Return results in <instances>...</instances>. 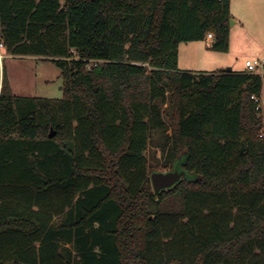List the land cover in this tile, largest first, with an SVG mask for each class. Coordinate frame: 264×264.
I'll return each instance as SVG.
<instances>
[{"label":"trees","instance_id":"obj_1","mask_svg":"<svg viewBox=\"0 0 264 264\" xmlns=\"http://www.w3.org/2000/svg\"><path fill=\"white\" fill-rule=\"evenodd\" d=\"M230 20V0H0L4 50L62 79L48 99L2 78L0 264H264L261 77L177 67L207 33L227 52ZM149 148L194 177L154 194Z\"/></svg>","mask_w":264,"mask_h":264},{"label":"rangeland","instance_id":"obj_2","mask_svg":"<svg viewBox=\"0 0 264 264\" xmlns=\"http://www.w3.org/2000/svg\"><path fill=\"white\" fill-rule=\"evenodd\" d=\"M232 2L231 20L238 22L232 28L230 27L232 33L229 36L228 50L224 53L211 51L212 57L216 59L212 61L210 58L208 60L203 58L204 51L202 50L204 49H200L194 60L197 73H211L219 69L215 65L217 59L224 65L221 66L223 70L230 68L234 72H246L245 61H264V0H232ZM188 46H190L189 43ZM1 54L3 58L0 65V89L2 78L5 76L14 96L62 98L60 70L54 65L35 57H13L4 48L1 50ZM185 69L190 70L189 68ZM256 73L262 80L259 107L264 125V67H260ZM153 150L149 148L146 154L149 164L154 165L155 172H166L162 168L159 152L157 151L156 159L151 157ZM183 160L184 156L177 161L175 170L181 171L180 164ZM185 177L193 178L194 176L185 173ZM56 222H59V218L56 219Z\"/></svg>","mask_w":264,"mask_h":264},{"label":"crops","instance_id":"obj_3","mask_svg":"<svg viewBox=\"0 0 264 264\" xmlns=\"http://www.w3.org/2000/svg\"><path fill=\"white\" fill-rule=\"evenodd\" d=\"M232 4H233V2H232V0H230V10L232 9ZM237 22L238 21H235L232 26H235L237 24ZM232 26H231V28H232ZM231 33H232V29H230V31H229V36H231ZM210 42L211 41H208V40L199 41V42H190L189 43L190 46H188V43L187 44L180 43L178 45V58H177V67H178V69L180 71L189 72V73H192V74H197V72L195 71V69L197 68V66H196V63H194V60L196 58L197 52L200 49H204V50H202V51H204L203 52L204 53L203 58H205L207 60L210 58L213 61L215 58L212 57L213 54H211V50L209 49ZM218 57H221V56H218ZM181 64H182V66H181ZM224 64H226V63H224ZM215 65L217 66V68H219V69H216V71L217 70H222V67L221 66H224V65H222V62L220 60H218V59H217ZM218 66H220V67H218ZM185 68H189L190 70H186ZM191 68H192V70H191ZM202 72H204V71H202ZM235 73H243V72L236 71ZM255 74H258V73H255ZM259 102H260V98H259Z\"/></svg>","mask_w":264,"mask_h":264},{"label":"water","instance_id":"obj_4","mask_svg":"<svg viewBox=\"0 0 264 264\" xmlns=\"http://www.w3.org/2000/svg\"><path fill=\"white\" fill-rule=\"evenodd\" d=\"M234 24L233 20L229 21V26L231 27ZM227 72H230L231 69H226ZM54 133L49 134V138H52ZM240 151H244L243 143H241ZM185 176L184 171H169V172H154L150 175V183L154 194H159L162 191H166L172 188Z\"/></svg>","mask_w":264,"mask_h":264},{"label":"built area","instance_id":"obj_5","mask_svg":"<svg viewBox=\"0 0 264 264\" xmlns=\"http://www.w3.org/2000/svg\"><path fill=\"white\" fill-rule=\"evenodd\" d=\"M213 38V35L212 33H207L206 36H205V40H208V41H211ZM4 46L3 44L0 42V65H1V60L3 58L2 54H1V50H3ZM245 68L247 69V72L248 73H256V71H258V69L260 67H264V61H253V62H250V61H246L245 62ZM1 70V68H0ZM255 101H257V99L253 98Z\"/></svg>","mask_w":264,"mask_h":264}]
</instances>
